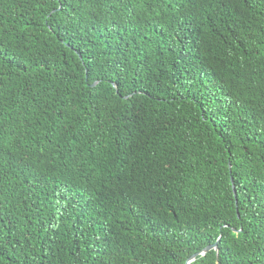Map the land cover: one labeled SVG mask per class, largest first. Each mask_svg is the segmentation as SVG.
Masks as SVG:
<instances>
[{
  "label": "trees",
  "instance_id": "trees-1",
  "mask_svg": "<svg viewBox=\"0 0 264 264\" xmlns=\"http://www.w3.org/2000/svg\"><path fill=\"white\" fill-rule=\"evenodd\" d=\"M218 237L264 264V0H0V264Z\"/></svg>",
  "mask_w": 264,
  "mask_h": 264
},
{
  "label": "water",
  "instance_id": "water-1",
  "mask_svg": "<svg viewBox=\"0 0 264 264\" xmlns=\"http://www.w3.org/2000/svg\"><path fill=\"white\" fill-rule=\"evenodd\" d=\"M113 86L115 87V85L113 84ZM229 167H230V164H229ZM231 179V182H232V178ZM232 191L235 195V187L234 185L232 184ZM233 231H236L235 229ZM220 237L217 238V240L212 243V244H209V245H206L205 247H203L200 251L198 252H195L193 254H191L184 262V264H190L192 261L195 260V258L198 256V255H204L207 251L209 250H215L217 252V242L219 240Z\"/></svg>",
  "mask_w": 264,
  "mask_h": 264
}]
</instances>
